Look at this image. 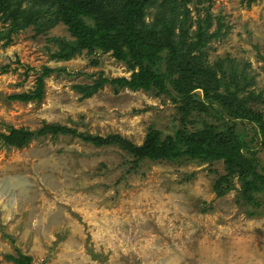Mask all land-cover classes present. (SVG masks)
Returning <instances> with one entry per match:
<instances>
[{"label":"rangeland","instance_id":"1","mask_svg":"<svg viewBox=\"0 0 264 264\" xmlns=\"http://www.w3.org/2000/svg\"><path fill=\"white\" fill-rule=\"evenodd\" d=\"M186 6L190 31L207 14L208 32L220 31L206 44L207 62H234L236 80L226 75L220 90L239 86L240 98L258 93L261 102L250 106L264 118V0H191ZM154 13L148 11L146 23ZM5 26L0 23V31ZM53 37L72 40L61 23L44 33L30 23L7 44L0 41V71L8 66L0 73V134L58 125L140 146L149 128L167 135L178 125L177 104L165 95L105 85L82 98L74 86L92 84L100 74L129 78L130 72L101 52L55 60ZM43 67L54 71L44 78L39 102L9 100L32 92ZM203 120L225 130L221 122ZM236 124L250 141L255 126ZM251 142L264 167L259 137ZM133 160L117 145L97 147L70 134H49L20 149L0 141V264H13L5 257L17 252L31 264H264V194L258 195L263 215L248 217L236 176L226 194L213 189L225 173L222 162L145 160L134 167Z\"/></svg>","mask_w":264,"mask_h":264},{"label":"trees","instance_id":"2","mask_svg":"<svg viewBox=\"0 0 264 264\" xmlns=\"http://www.w3.org/2000/svg\"><path fill=\"white\" fill-rule=\"evenodd\" d=\"M190 1L0 0V23L8 27L6 32L0 31V41L4 40L5 44L10 42L11 34L30 23L36 33H44L61 23L72 40L51 38L57 48L51 58L67 61L82 53H107L130 72L129 78H106L100 74L92 84L74 86L82 98L90 97L105 85L111 86L114 92L128 89L165 95L177 104L179 119L171 134L163 135L158 128H149L140 146L118 135L91 137L58 125H44L37 132L9 128L8 134H0V141L5 146L20 149L31 140L49 134H70L97 147L119 146L134 159V167L145 160L208 166L222 162L225 173L216 178L213 186L217 196L232 189L231 178L236 176L240 184L238 201L245 214L248 217L263 215L259 210L263 203L258 195L264 194V167L251 147L256 136L264 147V118L250 106V103L261 102L260 96L256 93L240 98L239 86L230 92L227 88L224 92L220 90L226 75L236 80L234 62L229 58L213 64L207 62L206 44L217 39L220 33L219 30L208 32L212 20L209 14L205 20H197L196 30L190 31V11L186 6ZM26 4L28 6H24ZM151 9L155 13L152 21L146 23ZM7 69L8 66L2 67L0 73H6ZM53 71L43 67L32 92L10 96L9 100L39 102L44 78ZM196 90L201 91V96L195 94ZM195 116L199 127L194 126L198 123ZM203 117L221 122L225 130L207 123ZM237 121L255 126L250 141L237 131ZM5 258L13 264H31L32 261L30 256L20 252Z\"/></svg>","mask_w":264,"mask_h":264}]
</instances>
